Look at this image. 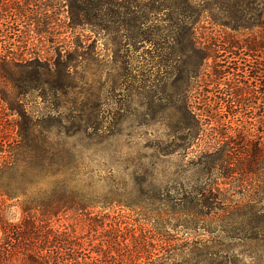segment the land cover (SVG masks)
Segmentation results:
<instances>
[{"label": "rangeland", "instance_id": "rangeland-1", "mask_svg": "<svg viewBox=\"0 0 264 264\" xmlns=\"http://www.w3.org/2000/svg\"><path fill=\"white\" fill-rule=\"evenodd\" d=\"M7 2L0 57L10 47L16 54L0 61V164L10 153H40L39 126L67 127L72 138L60 149L75 157L78 188L90 197L53 214L43 205L26 212L22 196L0 199V208L73 242L72 264H264L262 83L241 74L239 90L254 88L232 99L231 76L216 86L202 71L192 81L177 43L190 25L212 43L255 35L225 26L237 0H93L88 11L68 0ZM36 57L56 63L58 86L32 81ZM187 105L205 111L201 140L192 139ZM214 136L219 145L209 143Z\"/></svg>", "mask_w": 264, "mask_h": 264}, {"label": "trees", "instance_id": "trees-1", "mask_svg": "<svg viewBox=\"0 0 264 264\" xmlns=\"http://www.w3.org/2000/svg\"><path fill=\"white\" fill-rule=\"evenodd\" d=\"M68 2L72 8L78 7L82 11H88V7H92L93 0H68ZM7 3V0H0V13L7 12L4 10ZM30 5L31 3H28L25 6L30 7ZM235 7L233 19L230 20L233 25L225 26L235 32L253 30L256 31L255 35L212 43L213 40L206 42L198 36L194 25H190L186 26L184 43L178 39L177 43L192 61L189 71L192 81L194 78L200 77L202 71H204L203 74L210 75L211 73L214 76L216 86L221 84L220 81L223 78L231 76L235 79L225 85L228 95L234 99L241 91L253 90V85L249 83L244 84L239 90L237 83L241 74H253L255 84L262 83L264 96V0H237ZM3 15L1 16L5 17ZM24 16L25 14L19 13L14 16V19L21 20ZM43 30L45 29H38V34L41 35ZM225 45L228 46L225 47ZM225 53L231 54V67H225L222 63L221 58ZM15 54L10 47L6 50V54L2 55V58L0 57V61L5 62L10 55L13 57ZM253 57L255 58L253 65L246 64V58ZM27 66L31 67L32 71L29 75L33 82H36L35 77L39 76L40 81L42 76H46L51 78L48 80L50 84L56 86L60 84V70L56 63L47 64L40 57H36ZM66 69H69V66H66ZM10 77L12 78V74ZM184 111L189 122L188 128L193 132L192 139L201 140L207 132V123H204L205 119L203 118L205 111H199V109L188 107V105L184 106ZM231 112H233V116H236L234 114L239 111L231 109ZM260 122L264 125V112L260 117ZM39 127L43 128L44 133L40 153L27 158L10 153L4 157L3 163L0 164V199L10 200L22 196L27 199L24 203L26 212L33 210L32 206L42 205L46 208L45 213L48 214H53L63 207H83L86 204L85 199L90 196L89 194L84 195L83 190L78 188L81 178L75 167V157L70 152L60 149L61 145L65 148L67 141L72 138L70 130L49 122ZM37 128L35 126V129ZM55 138L62 141L54 143ZM209 143L214 146L219 145L218 136L211 137ZM260 149L255 147L254 157L261 153ZM213 157L222 165L229 162L223 159L221 154H214ZM1 159L0 157V161ZM249 166L251 170H254L252 163ZM41 195L44 196L43 199ZM33 196H36L35 199ZM34 201H38V203H32ZM36 225V221L30 218L24 220L22 224H17L11 214L0 208V264H15V262L21 264H72L75 261V252L71 248L74 246L73 242L65 240L60 234L52 231H49L53 233V240H50L51 233L42 234Z\"/></svg>", "mask_w": 264, "mask_h": 264}]
</instances>
